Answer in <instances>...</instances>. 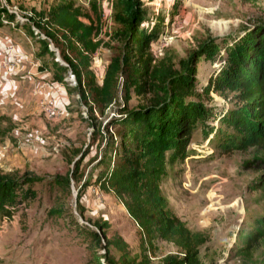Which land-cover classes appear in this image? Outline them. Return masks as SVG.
Wrapping results in <instances>:
<instances>
[{
    "label": "rangeland",
    "instance_id": "obj_1",
    "mask_svg": "<svg viewBox=\"0 0 264 264\" xmlns=\"http://www.w3.org/2000/svg\"><path fill=\"white\" fill-rule=\"evenodd\" d=\"M139 1L143 23L137 30L151 37L153 66L172 76L191 69L196 94L204 96V104L213 112L210 122L193 132L184 156L169 158L156 181L157 190L145 194L141 210L151 220L146 230L133 219L127 205L98 182V177L110 172L101 164L116 129L109 125L120 118L118 110L125 105L136 108L141 100L134 95L125 99L122 81L114 103L103 114L88 101H80L73 91L69 94L75 85L69 79L71 68L59 55L61 42L54 44L40 33L55 30L48 18L59 5L72 3L89 14L97 28L95 40L100 43L90 68L101 85L110 58L121 53L115 34L124 31V19L116 0H0L1 21L7 15L19 21L13 28L3 26L23 27L29 34L40 35L41 40L32 36L35 40L27 42L34 59L39 51L46 66L67 68L60 86L70 100L63 119L52 102L47 104L57 110V118H47L42 106L32 111L31 121L40 120L47 130L41 140L31 137L28 143L22 142L28 133L18 127L27 118L16 123L18 136L11 130L10 136L2 133L6 122L0 128V174L33 178L28 187L33 196L0 220V264H96L97 259L104 264V258L120 262L125 257L137 263L165 264L182 254L161 237V214L183 224L203 264H264V239L251 258L235 255L254 232V220L264 216V195L252 188L264 170V152L251 148L221 153L218 145L236 134L221 120L235 102L230 93L220 95L206 89L210 78L225 67L226 49L246 30L264 22V0ZM206 43L217 52L197 61ZM191 102H197V97ZM71 176L78 181L73 182Z\"/></svg>",
    "mask_w": 264,
    "mask_h": 264
},
{
    "label": "trees",
    "instance_id": "obj_2",
    "mask_svg": "<svg viewBox=\"0 0 264 264\" xmlns=\"http://www.w3.org/2000/svg\"><path fill=\"white\" fill-rule=\"evenodd\" d=\"M116 6L124 19V31L115 34L121 43V53L110 58L101 85L96 83L90 68V59L98 51L100 43L95 40L97 28L89 14L72 3L59 5L48 18L49 25L55 30H42L40 33L54 44L61 42L58 44L61 49L59 55L76 76V86L68 90L69 94L73 91L80 101H88L103 114L114 103L119 81H122L121 90L125 99L134 95L141 100L142 104L136 108L125 105L118 110L120 118L109 125L116 129L109 138L106 159L104 157L101 164L110 172L98 177V182L108 186L127 205L133 219L146 230L151 220L141 210L145 194L157 190L156 181L164 173L163 168L169 158L180 159L184 156L193 132L208 124L213 112L204 104V96L196 94L191 69L172 76L153 66L149 53L151 37L137 30L143 23L141 2L116 0ZM91 12L98 21L95 6L91 7ZM7 16V20L0 19V26L5 25L4 22L14 23L15 19ZM31 36H34L33 32ZM38 36H34L37 37L36 41L41 40ZM201 52L197 61L212 57L217 48L206 43ZM224 59L225 67L210 78L206 89L220 95H233L235 106L221 120L236 134L231 136L229 142L218 147L226 155L246 152L251 148L264 152V22H258L246 30L226 49ZM65 72H68L65 66L55 65L54 82L63 84L62 73ZM195 97L197 102H191ZM71 177L73 182L78 181L75 176ZM32 179L28 175L12 178L0 174V220L3 216L13 215L19 202L33 196L28 188ZM252 188L264 195V170ZM163 216H160V235L182 254L179 259H167L165 264H203L195 241L183 224L175 218ZM254 227L244 246L236 250V257L249 259L259 248L264 239V216L254 220ZM96 264H102L100 259ZM104 264L149 263H137L125 257L120 262L104 258Z\"/></svg>",
    "mask_w": 264,
    "mask_h": 264
},
{
    "label": "crops",
    "instance_id": "obj_3",
    "mask_svg": "<svg viewBox=\"0 0 264 264\" xmlns=\"http://www.w3.org/2000/svg\"><path fill=\"white\" fill-rule=\"evenodd\" d=\"M27 32L23 27L10 29L0 26V60L8 59L17 66L12 74L0 70V128H4L6 122L8 127L2 133L8 136L10 130L13 136L19 135L16 132L19 129L27 131L28 139L22 141L24 143H28L31 137L41 140L47 134L40 120L31 121L32 111L52 102L63 119L70 105L69 96L63 87L53 80L55 65L46 66L43 62L45 57L39 51L34 59L27 42L30 44L36 38L32 39L31 34ZM9 47H12L11 52L8 51ZM20 118L27 119L15 130L14 127L20 122Z\"/></svg>",
    "mask_w": 264,
    "mask_h": 264
},
{
    "label": "built area",
    "instance_id": "obj_4",
    "mask_svg": "<svg viewBox=\"0 0 264 264\" xmlns=\"http://www.w3.org/2000/svg\"><path fill=\"white\" fill-rule=\"evenodd\" d=\"M17 22L19 21H16L15 19L14 23L4 22V24L13 28ZM11 50H12V47H9L8 51L11 52ZM16 69H17V66L13 61H9L8 59L0 60V70L5 72L6 74H12L13 72H15ZM69 79L71 83L76 86V82L72 74H69ZM41 111L49 119H54V118H57L58 116L57 110L50 104L42 105Z\"/></svg>",
    "mask_w": 264,
    "mask_h": 264
}]
</instances>
